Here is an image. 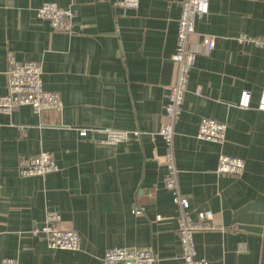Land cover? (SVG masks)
<instances>
[{"label":"crops","instance_id":"0c3cea01","mask_svg":"<svg viewBox=\"0 0 264 264\" xmlns=\"http://www.w3.org/2000/svg\"><path fill=\"white\" fill-rule=\"evenodd\" d=\"M0 0V95L6 55L42 65V85L58 93L62 111L39 116L28 106L0 113V261L18 264H103L106 249L151 247L156 264H182L178 209L165 189L167 153L159 132L174 78L180 0ZM44 3L75 11L73 32H56L35 11ZM264 37V2L210 0L188 47L214 38L188 75L174 127L173 154L193 220L211 210V228L194 232L198 258L211 264H264V49L237 41ZM249 93V106H239ZM226 125L223 143L196 138L201 119ZM22 128V130L20 129ZM130 133L111 146L97 131ZM53 155L57 172L21 178L19 159ZM221 154L245 167L216 172ZM141 211L136 214V211ZM80 235L78 251L50 250L31 231L45 215Z\"/></svg>","mask_w":264,"mask_h":264},{"label":"built area","instance_id":"2783aa9c","mask_svg":"<svg viewBox=\"0 0 264 264\" xmlns=\"http://www.w3.org/2000/svg\"><path fill=\"white\" fill-rule=\"evenodd\" d=\"M78 1V0H73ZM210 0H180V15L177 21L175 52L171 57L174 64V78L168 87L167 101L163 106L162 127L160 136L166 147V171L163 178L165 189L170 193L172 203L178 209L177 236L179 239L182 264H211L198 258L194 242V232L211 228L208 224L213 218L211 210L199 211L196 220L190 214L188 199L181 193L178 169L173 154L174 127L182 110L184 96L187 91L188 75L200 50L209 55L214 49V38L205 37L199 47H188V39L195 32V24L203 19L209 11ZM264 2V0H256ZM115 6L122 9H136L138 0H116ZM38 19L47 21L56 32L71 34L76 13L70 8H60L54 3H44L35 11ZM238 42L251 44L264 49V37H248L240 35ZM201 47V49H200ZM200 49V50H199ZM7 69L6 92L0 95V113L11 114L16 109L28 106L33 113L40 115L47 111L60 113L62 103L58 93L46 91L42 85V65L36 61H18L12 52L6 55ZM250 95L244 92L239 103L240 107L249 106ZM259 107L264 109V92ZM22 130V128L20 127ZM101 132L104 142L114 146L127 140L130 134L138 136V132H127L104 128L100 130H78V136L85 138L89 133ZM226 125L210 118L200 120L196 138L213 143H223ZM18 174L21 178L45 177L55 173L58 167L51 153L41 151L31 157L19 159ZM244 161L237 157L221 154L218 158L216 172L220 175L238 176L244 171ZM141 211L137 210L136 214ZM59 215L55 211L46 213L41 227L30 232L33 237H42L50 250L78 251L80 235L74 230H62L57 227ZM103 264H156V256L151 247L145 248H109L103 254ZM0 264H18L15 259L3 258Z\"/></svg>","mask_w":264,"mask_h":264}]
</instances>
